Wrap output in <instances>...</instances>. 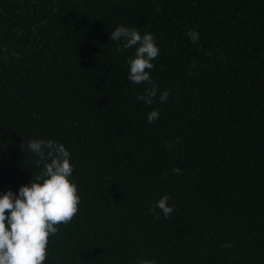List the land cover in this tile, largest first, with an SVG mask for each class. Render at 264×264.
<instances>
[{"label": "trees", "instance_id": "trees-1", "mask_svg": "<svg viewBox=\"0 0 264 264\" xmlns=\"http://www.w3.org/2000/svg\"><path fill=\"white\" fill-rule=\"evenodd\" d=\"M119 25L160 49L152 105ZM33 139L71 153L80 196L46 264H264V0H0V194L41 172Z\"/></svg>", "mask_w": 264, "mask_h": 264}, {"label": "clouds", "instance_id": "clouds-1", "mask_svg": "<svg viewBox=\"0 0 264 264\" xmlns=\"http://www.w3.org/2000/svg\"><path fill=\"white\" fill-rule=\"evenodd\" d=\"M187 35L193 43L199 40L195 30L189 29ZM110 39L123 42V48L118 46L117 51L135 48L134 58L127 61L128 79L134 84L148 85L137 99L152 105L159 91L158 83L150 75L152 61L160 54L154 35L151 32L141 35L135 28L119 25L110 33ZM170 95L165 90L159 94V100L166 102ZM158 118L159 112L155 109L147 116L149 123ZM166 147L172 150L174 145ZM28 148L39 157L37 164L43 168L34 180L31 178L30 183L21 185L18 193L8 189L0 194V264H46L50 235H56L58 226L70 223L78 213L80 196L76 183L70 180L71 153L62 143L51 139H33ZM172 171L177 175L182 172L179 167ZM170 198L167 194L162 196L150 207L149 213L159 219L158 208L168 218L175 208L168 204ZM224 247L230 248L233 244L225 243ZM140 264H155V261L144 259Z\"/></svg>", "mask_w": 264, "mask_h": 264}]
</instances>
